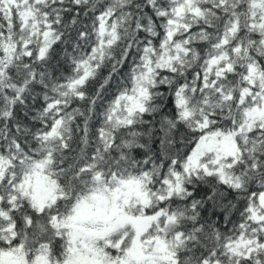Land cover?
Wrapping results in <instances>:
<instances>
[{
	"label": "snow or ice",
	"instance_id": "1",
	"mask_svg": "<svg viewBox=\"0 0 264 264\" xmlns=\"http://www.w3.org/2000/svg\"><path fill=\"white\" fill-rule=\"evenodd\" d=\"M0 264H264V0H0Z\"/></svg>",
	"mask_w": 264,
	"mask_h": 264
}]
</instances>
